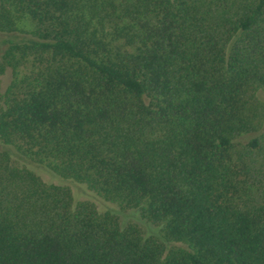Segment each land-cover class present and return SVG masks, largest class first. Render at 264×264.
Masks as SVG:
<instances>
[{"label": "trees", "instance_id": "obj_1", "mask_svg": "<svg viewBox=\"0 0 264 264\" xmlns=\"http://www.w3.org/2000/svg\"><path fill=\"white\" fill-rule=\"evenodd\" d=\"M0 33V264H264V0H0Z\"/></svg>", "mask_w": 264, "mask_h": 264}, {"label": "rangeland", "instance_id": "obj_2", "mask_svg": "<svg viewBox=\"0 0 264 264\" xmlns=\"http://www.w3.org/2000/svg\"><path fill=\"white\" fill-rule=\"evenodd\" d=\"M1 37L2 34L0 33V42H1ZM0 63H1V47H0ZM10 79H11L10 74L9 75L2 74L0 72V80H2L3 84L6 85L10 81ZM39 173L43 177V179L48 183H55L57 185L69 186L70 188H72L78 200H87L94 202L97 205L98 210L101 212L109 208L118 209L117 205H114L109 202H105L100 197L90 192L87 189V186L84 184L79 185L74 181L64 179L58 175L52 174L51 172L43 169L40 170Z\"/></svg>", "mask_w": 264, "mask_h": 264}]
</instances>
